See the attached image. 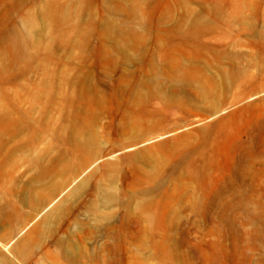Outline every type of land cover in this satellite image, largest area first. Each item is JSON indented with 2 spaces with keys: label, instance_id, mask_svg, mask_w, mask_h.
Instances as JSON below:
<instances>
[{
  "label": "rangeland",
  "instance_id": "374dc122",
  "mask_svg": "<svg viewBox=\"0 0 264 264\" xmlns=\"http://www.w3.org/2000/svg\"><path fill=\"white\" fill-rule=\"evenodd\" d=\"M0 264H264V0H0Z\"/></svg>",
  "mask_w": 264,
  "mask_h": 264
}]
</instances>
